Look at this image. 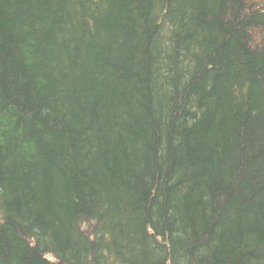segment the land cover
<instances>
[{
	"label": "trees",
	"instance_id": "16d2710c",
	"mask_svg": "<svg viewBox=\"0 0 264 264\" xmlns=\"http://www.w3.org/2000/svg\"><path fill=\"white\" fill-rule=\"evenodd\" d=\"M0 264H264V0H0Z\"/></svg>",
	"mask_w": 264,
	"mask_h": 264
},
{
	"label": "bare ground",
	"instance_id": "6f19581e",
	"mask_svg": "<svg viewBox=\"0 0 264 264\" xmlns=\"http://www.w3.org/2000/svg\"><path fill=\"white\" fill-rule=\"evenodd\" d=\"M95 18V17H94ZM56 256V255H55Z\"/></svg>",
	"mask_w": 264,
	"mask_h": 264
}]
</instances>
